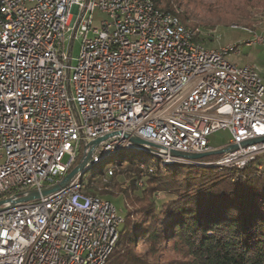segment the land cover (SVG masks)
<instances>
[{
  "label": "built area",
  "instance_id": "1",
  "mask_svg": "<svg viewBox=\"0 0 264 264\" xmlns=\"http://www.w3.org/2000/svg\"><path fill=\"white\" fill-rule=\"evenodd\" d=\"M95 10L104 15L98 23ZM224 52L180 40L141 0H0V264L98 263L107 255L116 208L85 203L76 178L49 195L9 202L59 184L94 138L131 131L189 150L206 148L219 129L234 142L264 136V80L226 63ZM262 150L259 143L226 158ZM91 238L97 253L84 258Z\"/></svg>",
  "mask_w": 264,
  "mask_h": 264
},
{
  "label": "trees",
  "instance_id": "2",
  "mask_svg": "<svg viewBox=\"0 0 264 264\" xmlns=\"http://www.w3.org/2000/svg\"><path fill=\"white\" fill-rule=\"evenodd\" d=\"M153 1L190 28L196 41L205 47L214 42L213 28L198 18L194 0ZM188 1L194 6H186ZM83 152L84 144L69 171ZM118 153L102 160L85 184L87 192L125 206L105 264H264V153L244 169L164 164L149 152ZM172 252L188 259H172Z\"/></svg>",
  "mask_w": 264,
  "mask_h": 264
},
{
  "label": "rangeland",
  "instance_id": "3",
  "mask_svg": "<svg viewBox=\"0 0 264 264\" xmlns=\"http://www.w3.org/2000/svg\"><path fill=\"white\" fill-rule=\"evenodd\" d=\"M194 2L197 3L200 11V13H198V18L201 19V21L209 23L213 28L211 36L214 38V42L207 48L231 46L232 50L230 51L229 57L233 62H236L240 66H254L264 75V43L256 45L258 38L264 40V0H194ZM192 3L193 2L188 1L185 2V5L194 6ZM103 16L104 15H102L99 10L93 12L96 23H98ZM80 47L81 40L76 39L73 43L71 52L72 66L77 63ZM209 139L212 146H223L230 142L231 133L228 130H217L210 135ZM118 154L119 153L115 154V156ZM104 159L106 158H102L100 160L101 162H96L98 164L90 167L85 172V184L102 168V160ZM189 164L202 165L200 163ZM107 166L112 167L113 163L109 162ZM213 166L220 168L225 167L216 164ZM231 168L240 169L234 166ZM106 180L107 178L105 177L102 183H106ZM112 201L114 202V200ZM115 204L118 212H125L123 203L118 202ZM171 255L172 259H181L184 261L188 259L187 256H183L177 252H172Z\"/></svg>",
  "mask_w": 264,
  "mask_h": 264
},
{
  "label": "water",
  "instance_id": "4",
  "mask_svg": "<svg viewBox=\"0 0 264 264\" xmlns=\"http://www.w3.org/2000/svg\"><path fill=\"white\" fill-rule=\"evenodd\" d=\"M221 130V129H219ZM222 130H228V129H222ZM217 131V130H216ZM214 131V132H216ZM230 132V130H228ZM212 132V133H214ZM211 133V134H212ZM231 133V132H230ZM210 134V135H211ZM210 135L207 138V147L204 149H180L175 147H168L164 146L162 144L150 141L143 136H140L139 134L131 131H115L111 133H107L105 135L99 136L97 138L92 139L89 141L84 148L83 156L80 160V162L75 165L61 180L59 184L44 188L42 190H30L26 192L22 197H14L10 198L9 202L11 204L16 202H23L28 200H33L36 198L41 197L42 195L46 196L49 195L61 187L67 186L72 180H74L76 177L82 178L85 174V172L92 166L95 165L96 159L98 158H107L111 156L113 153H118L121 151H137V152H149L153 155H158L163 159H170L174 163H181L183 161H203L204 158L210 157V156H218L217 158L213 160L206 161L205 163H213L216 161H222L227 160L234 164L235 162H242L247 159L246 155H241L237 157V161H232L231 158H226L230 154L242 149L246 148L250 145H255L259 143H264V136H257L251 139H247L241 142H234L232 133H231V140L228 144L223 146L214 147L210 143ZM114 138H120L124 139L125 141L122 143L117 144L116 146L112 148H105L104 145L111 141ZM264 151L258 153L255 155V158L259 155L263 154ZM98 195V194H95ZM100 196V195H98ZM103 199H106L102 196H100ZM109 200V199H107ZM111 201V200H109ZM115 206L116 204L111 201ZM117 208V206H116ZM120 213V212H119ZM123 217L124 221V215L123 213H120ZM122 221V223H123ZM121 223V224H122ZM119 237V235H118ZM118 239V238H117ZM117 241V240H116ZM116 244V242H115ZM114 244V246H115ZM114 249V247H113ZM112 249V251H113ZM112 251L107 255V257L104 260V263H106L108 257L112 253Z\"/></svg>",
  "mask_w": 264,
  "mask_h": 264
},
{
  "label": "bare ground",
  "instance_id": "5",
  "mask_svg": "<svg viewBox=\"0 0 264 264\" xmlns=\"http://www.w3.org/2000/svg\"><path fill=\"white\" fill-rule=\"evenodd\" d=\"M141 4L143 6H146L148 9V12H150L151 14H153V18L154 19H158L160 20L165 26L171 27L173 29H175L176 31H178L180 33V40H184V41H188L189 43H192L194 45L195 48H197V50H205V52H207V54H215V51H221V50H225V52L223 53V60L226 61V63H228L229 65H232L234 67H238V68H244L245 70H247L248 75L252 76V77H256L259 80H264V75L261 74L256 67L254 66H240L238 65L236 62H233L229 55H230V51L232 50L231 46L228 47H222V48H207L205 47L202 43L196 41L194 39V32L190 29L185 27L183 24H181V22L179 21V19L172 15L171 13H167L162 11L160 8H158L156 6V4L154 3L153 0H141ZM51 11H61V3H52L51 4ZM150 141H152V139H148ZM264 151V150H262ZM17 154H25V143H18L17 144ZM116 154V153H113ZM258 153H254L250 156H247V159L242 161V162H235L234 164H232L231 162L227 161V160H222V161H216L213 163H205V162H201V161H196V162H191V161H183L186 163H200V164H204V165H221V166H227V167H237L240 169H244V166L251 160L255 159V155ZM102 158H98L96 159V162L100 161ZM235 161V160H233ZM237 161V160H236ZM95 162V163H96ZM165 164H170L173 163L172 160L170 159H164L163 161ZM181 162V163H183ZM112 170L109 169V174L112 175ZM74 190H80V199H82L85 203H104V204H109V205H113L114 208H116V206L109 200L107 199H103L98 195L92 194L87 192V190L85 189V183L83 181L82 178L80 177H76V180L74 182ZM116 214H117V223L114 225V230H105V234H104V242L105 243H112L114 240H117L118 235H119V228L120 225L123 221V217L122 215L117 211L116 208ZM97 246H98V238H91V243L89 244V246H87V248L84 250V258H91L92 256H95L97 253ZM114 247V244H109V246H107V255L112 251ZM106 256H101V259L98 263L96 262H81L80 264H103Z\"/></svg>",
  "mask_w": 264,
  "mask_h": 264
}]
</instances>
